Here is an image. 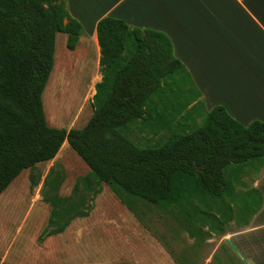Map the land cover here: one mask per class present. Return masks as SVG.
Here are the masks:
<instances>
[{
  "label": "trees",
  "instance_id": "obj_1",
  "mask_svg": "<svg viewBox=\"0 0 264 264\" xmlns=\"http://www.w3.org/2000/svg\"><path fill=\"white\" fill-rule=\"evenodd\" d=\"M59 33L68 36L70 50L84 33L66 0H0V196L68 142L96 185L111 186L124 202L131 196L171 210L196 248L174 260L202 264L207 240L226 235L232 223L248 226L262 208L257 188L238 194L236 186L253 161L259 171L264 166V122L244 125L221 105L205 111L167 34L108 16L97 24L103 78L95 86L92 117L70 131L50 126L43 92ZM138 125L163 134L140 146L129 137ZM85 189L91 190L87 179Z\"/></svg>",
  "mask_w": 264,
  "mask_h": 264
},
{
  "label": "rangeland",
  "instance_id": "obj_2",
  "mask_svg": "<svg viewBox=\"0 0 264 264\" xmlns=\"http://www.w3.org/2000/svg\"><path fill=\"white\" fill-rule=\"evenodd\" d=\"M101 78L93 44L78 43L70 50L68 36L57 34L55 65L43 92L50 126L67 131L84 127L94 113L95 85ZM193 95V90L187 91L185 97ZM162 134L154 135L138 125L129 137L140 146H148ZM250 165L253 169L248 168L242 184L236 186L238 194H245L253 185V177L260 174L258 161ZM90 171L65 142L53 160L24 170L12 182L0 196L2 263L178 264L173 256L196 250L194 240L171 210L131 196L124 202L111 186L96 185ZM86 179L90 191L85 189ZM61 228L63 232H58ZM235 228L232 223L230 230ZM219 239L213 236L212 242L204 245L200 252L204 259L211 258ZM218 255L220 259L227 256L222 248ZM228 255L235 264H241L237 257Z\"/></svg>",
  "mask_w": 264,
  "mask_h": 264
},
{
  "label": "crops",
  "instance_id": "obj_3",
  "mask_svg": "<svg viewBox=\"0 0 264 264\" xmlns=\"http://www.w3.org/2000/svg\"><path fill=\"white\" fill-rule=\"evenodd\" d=\"M66 2L70 15L84 27L79 42L93 44L99 64L97 24L102 18L116 17L131 27L162 31L171 38L175 56L189 72L208 111L221 105L244 125L264 122V0ZM251 187L261 192L262 208L248 226L219 237L211 258H203L202 264L229 262L228 253L241 264H264V166ZM221 248L226 259L218 255Z\"/></svg>",
  "mask_w": 264,
  "mask_h": 264
}]
</instances>
